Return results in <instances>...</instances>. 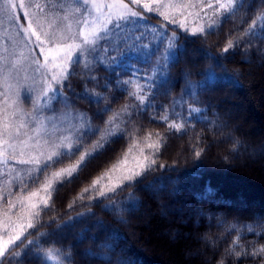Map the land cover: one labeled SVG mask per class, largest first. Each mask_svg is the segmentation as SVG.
I'll list each match as a JSON object with an SVG mask.
<instances>
[{
  "label": "trees",
  "instance_id": "obj_1",
  "mask_svg": "<svg viewBox=\"0 0 264 264\" xmlns=\"http://www.w3.org/2000/svg\"><path fill=\"white\" fill-rule=\"evenodd\" d=\"M185 2L197 4V0ZM244 4L245 7L240 8L236 15L221 18L212 31L202 35L192 33L198 24L207 25L206 18L199 20L196 17V13L200 12L198 6L177 9V24L148 12L145 21L136 23L135 34L139 36L142 31L145 32L148 39L143 42L152 41L150 51L155 55H151L147 62L138 58L126 61V64L135 65V69L140 70L136 75L143 77L146 72L151 73L158 59L161 65L167 63L166 68H160L163 75L157 76L153 107L146 111H133L130 120L122 117L127 121L122 126L138 129L136 136L129 139L126 134L124 138H113L102 152L90 160L78 179L64 183L52 193L50 208L40 212L44 226L39 227V231L50 234L41 237L40 242L45 248H70L71 264H107L102 259L85 254L88 249L100 252L99 245L106 240L112 245L109 252L111 264H117V261L120 264H220L221 260L223 264H264V256L253 258L251 255L237 257L227 254L238 236V245H243L249 252L253 244L256 247L264 245V235L250 234L245 227L252 225L260 231V226L264 225V154L252 155L258 146L264 150V34H261L262 38L246 36L239 46L222 52L229 40L240 36L264 11V0H244ZM262 23L264 21L258 20V32ZM180 24L186 25V28ZM152 27L157 28L165 43L167 37L175 33L179 45L178 59L170 58L167 62L161 59L164 45L159 39L152 40L151 31H145ZM209 68L215 72V79L206 80L205 71ZM116 71L120 73V79H129L133 69L124 66ZM75 72V75L69 76L64 88L65 94L71 98L72 111L69 113L86 114L91 117L94 127L104 129V121L112 112L101 113L99 110L104 106L103 102L97 104L96 97L84 93L85 87L102 92L109 98V106L114 111L125 103H137L117 88V76L111 67L97 63L88 74L80 68H76ZM88 76H94L95 80L88 79ZM188 81L197 87L198 103L194 106L206 109L207 121H189L186 134L168 132L167 125L158 117L163 114L164 108L171 113L174 99L183 97L189 104L193 103L188 95ZM106 82L111 87L106 88ZM139 82L143 84L144 80ZM26 97L21 96L22 106L29 111L31 103ZM62 106L60 101L53 105L58 113ZM239 106L242 109L237 111ZM176 111L182 109L177 107ZM183 111L186 115V105ZM169 119L174 117L170 115ZM240 119L243 125L237 124ZM149 132L153 135L146 143L155 142L157 132L167 137L155 155L143 142V137ZM100 134L86 137L85 148H90ZM138 141L139 148L129 152V145ZM201 148L204 151L199 158H195L194 149L198 151ZM80 155L76 153L70 159H64L61 164L49 169L46 175L74 165ZM145 156L156 160L153 170L138 177L132 187H125L113 197L123 202L124 211L105 210L109 201L98 197L100 188L118 183L122 175L131 174L129 169L139 171V164ZM15 163L8 162L9 166ZM161 164L165 167L161 168ZM113 165H116L115 169L108 171ZM17 168L19 166L16 165ZM0 172H7V169L0 165ZM101 174L104 178L96 190L84 193L83 200L78 199L82 189ZM7 180V175H0V187L12 190L11 196L5 193V199L0 200V218L10 216V219H15L26 213L18 203L9 211L8 200L27 198L35 191L42 193L38 198L46 196L42 190L43 177L40 183H29L23 192L15 181L7 183ZM130 192L138 200L135 207H131L126 200ZM90 197L97 199L90 200ZM73 200L76 203L69 208ZM69 216L74 218L71 226L66 224ZM57 225L60 227L57 228ZM229 225H236V229L228 230ZM174 230L180 232L178 237L173 235ZM28 232L32 233L28 239H33L35 231L28 229ZM78 240L83 242L78 243ZM13 250L20 251L19 248ZM235 251L240 252L241 247L236 246ZM12 264H40V261L27 251Z\"/></svg>",
  "mask_w": 264,
  "mask_h": 264
},
{
  "label": "snow or ice",
  "instance_id": "obj_2",
  "mask_svg": "<svg viewBox=\"0 0 264 264\" xmlns=\"http://www.w3.org/2000/svg\"><path fill=\"white\" fill-rule=\"evenodd\" d=\"M130 4L141 6L146 12L155 13L171 24L178 23L175 18L177 9L185 10L198 6L200 12L196 13V17L199 20L206 18L207 25L198 24L194 27L192 29L194 35L212 31L221 18L234 16L240 8L245 7L244 0H210V2L209 0H197L196 5L190 2L186 3L185 0H147V2L130 0V3H125V0H112V3L106 4L105 7L114 11H109L105 19L101 21L99 17H94L91 20L88 18L90 8L97 12L100 10V6L95 0H70L67 7L65 0H28L27 4L25 0H0V16L3 17L0 19V26H3L6 21L9 26L22 29L28 41H32V37L35 36L34 43L44 55V63H41L37 58L31 60V64L35 65L36 76L31 79L30 83L25 80L12 84L9 81L19 76L22 62L28 57H25L23 52L17 53L14 41H10L11 48L8 44H0V89H3L0 91V96L3 97V100H0V165L7 169V172H0V175L8 176L7 183L15 181L16 186L22 192L27 189L29 183H40L41 177H43L42 190L46 193L45 197H40L38 203L31 201L32 197L38 195L37 192L29 193L27 198L17 197L16 201L8 200V210L16 207L18 203L27 212L28 221L26 225L21 223L19 231H16L9 218L5 228L7 236L6 238L0 236V264H12L27 251H31L40 264H65V262L71 264L72 252L70 248H45L41 244V237L50 234L39 231V227L44 226L40 220V212L50 208L49 201L52 193L64 183H71L74 179H78L80 172L87 167L90 160L102 152L113 138H124L126 134L129 139L136 136L138 129H128L122 126L127 123L122 117H128L130 120L133 111H146L149 107H153L154 90L158 87L157 76L163 75L160 68H166L167 63L161 65L158 59L151 73L146 72L143 77L136 75V72L140 70L135 69V65L130 62L126 64V61L138 58H144L147 62L151 55H155L150 51L152 41L143 42L148 39L144 31L139 36L135 32L125 31L127 26L144 18L143 11L136 10ZM18 8L24 9L23 16L27 21L26 27L18 23L21 19L16 13ZM28 9H34V11ZM77 14L79 15L77 16ZM258 20L264 21V11L252 20L240 36L229 40L222 52L226 53L239 46L246 36L262 38L264 23L259 25L258 32ZM180 26L186 28V25L180 24ZM145 31H151L153 33L152 40L159 39L160 43L164 45L161 59L167 62L170 58H179V45L176 42L175 33L167 37V43H165V38L160 36L157 28ZM3 35L10 40L7 27L3 28ZM49 58H51L50 61ZM97 63L111 67L117 76L115 80L117 88L127 93V96L133 98L137 103H125L119 110L114 111L109 106V98L102 92L85 87V94L96 97L97 104L103 102L104 106L99 110L101 113L112 112V115L104 121L106 127L104 129L94 127L91 117L79 112L70 121L62 120L53 105L60 101L64 105L62 112L72 111L71 98L64 92L69 76L76 74V68H80L84 74H88ZM124 66L133 69L129 79H120V73L116 71ZM205 76L206 80L215 79V72L209 68L205 71ZM87 78L95 80L94 76ZM141 79L144 80L143 84L139 82ZM67 86L71 88L70 83ZM105 87L109 88L111 85L106 82ZM188 87V95L192 98L193 103L189 104L183 97L174 99L171 113L168 108H164L163 114L158 117L159 121L167 125L166 131L168 132L186 134L190 126L189 121L193 119L207 121V116L204 114L206 109L194 106L198 103L196 85L188 81ZM22 90L28 94L26 98L31 102L29 111H25L22 106ZM185 105L186 115L183 111ZM177 107H180L182 111H176ZM170 115L174 119L170 120ZM211 123L215 124V121ZM97 133H101L99 138L90 148H85L86 137L95 136ZM152 135L151 132L147 133L143 137V142L155 155L160 151V147L162 143L166 142L167 137L157 132L155 135L158 139L153 143H146ZM139 143L138 141L129 145L128 151L139 148ZM140 151L143 153V149ZM203 151V148L198 151L194 149L195 158H199ZM76 153H81V155L74 165L46 175L49 169L61 164L66 158L70 159ZM126 156L127 153L125 160ZM9 161L16 163L9 166ZM155 164V159L145 156L139 164V171L129 169L131 174L122 175L118 183L111 187H101L98 197L109 201L105 205V210H114L117 213L124 211L123 202L114 200L113 197L117 196L125 187H132L136 179L153 170ZM16 165L25 167L12 176L11 172L15 170ZM115 167L116 165H113L108 171L114 170ZM160 167L164 168L165 165L161 164ZM103 178L104 174L94 178L88 187L82 189V194L78 199L83 200L84 193L95 191L96 186L101 183ZM146 187H151V185ZM5 193L11 196L12 190L6 186L0 187V200L5 199ZM25 199H27V203H25ZM91 199H97V197H90ZM126 200L129 201L131 207H135L138 203L137 198L131 192L128 193ZM75 203L76 201L73 200L68 207L72 208ZM5 215H7V211ZM77 215H83V213ZM18 218L24 219L23 216ZM73 219L72 216L68 217L67 226H71L70 222ZM59 227L57 225V228ZM245 227L250 234L264 235V225L260 226V231H256L252 225H245ZM28 229L35 231L36 235L33 239H28V236L32 235ZM233 229H236V225L228 226V230ZM238 241L239 236L233 241L227 254L237 257L251 255L253 258L264 256V245L256 247L253 244L252 250L249 252L243 245H238ZM77 242L82 243L83 241L78 240ZM236 246L241 247L240 252L235 251ZM14 248H19L20 251H14ZM99 248L101 251L98 253L88 249L85 254L111 264L109 252L112 250V245L106 240L99 245ZM117 264L120 262L117 261ZM220 264H223V260L220 261Z\"/></svg>",
  "mask_w": 264,
  "mask_h": 264
},
{
  "label": "rangeland",
  "instance_id": "obj_3",
  "mask_svg": "<svg viewBox=\"0 0 264 264\" xmlns=\"http://www.w3.org/2000/svg\"><path fill=\"white\" fill-rule=\"evenodd\" d=\"M70 2V0H65V6L67 7V4ZM96 3L99 4L100 6V10L97 12L95 9L93 8H90L89 9V12H90V15H89V19L91 20L92 18L94 17H99L100 20H104L105 17L108 15L109 11H114V10H110V9H107L105 7L106 4H110L112 3V0H95ZM130 0H125V3H129ZM144 2H147V0H144ZM25 3L27 4L28 3V0H25ZM131 6V5H130ZM133 7V6H131ZM137 9H136V8ZM134 8L136 10L138 9H142L141 6H135L134 5ZM29 11H34V9H28ZM84 9L82 8V11ZM138 11H143V15H144V18L143 19H138L135 21V23L127 26V28L125 29L126 32H134L137 27V22H143L145 21V16L147 15L146 11L145 10H138ZM23 12H24V9H16V13L21 17L20 21H18L19 24H23L25 27L27 26V21L26 19L24 18L23 16ZM79 14H77L78 16ZM155 16H158L157 14L154 13ZM0 19H3L2 16H0ZM4 27H7L8 28V36L10 38L9 39H6L3 35V28ZM109 27L111 28V25H109ZM150 28V27H148ZM153 28V27H152ZM19 33V34H18ZM10 41H14L15 42V47H16V51L17 53H20V52H23L24 56L25 57H28L27 60L23 61L22 62V65H21V71L19 73V76L17 77H14L12 80H10L9 82L12 83V84H15L17 81H20V82H23L25 80H27L29 83L31 82V79L36 76V74L34 73V67L35 65H32L31 64V60L33 58H37L40 60L41 63H44V55L39 51V48L36 46V44L34 43L35 41V36L32 37V41H28L26 39V35L23 33L22 29L18 28V27H14V26H9L7 24V22L5 21L4 25L3 26H0V44H8L9 47L11 48V43ZM144 43H148V42H144ZM47 47V46H46ZM51 58H49V61H50ZM38 78V76H37ZM0 91H3V89H0ZM24 96V95H28L27 93H25L23 90L21 92V96ZM0 100H3V97L0 96ZM30 102V100H29ZM31 103V102H30ZM64 106L60 107L61 109L59 110V113H60V118L62 120H66V121H70L73 119L74 115L76 114H71V113H64L62 112L61 110L63 109ZM237 108V111L241 110L242 107L239 106V107H236ZM238 123L237 124H241L243 125L244 122L240 119L237 121ZM263 155L264 154V150L261 149V146H258L254 152H252V155ZM26 158V157H25ZM19 166V168H17L18 170L15 169V171L13 170L11 172V175L12 176H15L16 173L18 171H21V169H23L25 166H21V165H17ZM21 174H23V172H21ZM38 193L37 196H41L40 194H42L41 192L39 191H35ZM37 196H34L36 198H31V201L36 203V200L37 202L39 201L40 198H38ZM28 201H26L27 203ZM21 216L24 217L23 220L19 219L18 217L15 218V219H12L11 218V221L13 222L12 224V227L16 230V231H19V225L21 223H24L26 225L27 221H28V214L27 212L22 214ZM10 217V216H9ZM9 217L7 218H0V236L2 237H5L7 236V232L5 230L6 228V224L8 223V220H9ZM173 235H175V237H178L180 232L178 230H174L173 231Z\"/></svg>",
  "mask_w": 264,
  "mask_h": 264
}]
</instances>
